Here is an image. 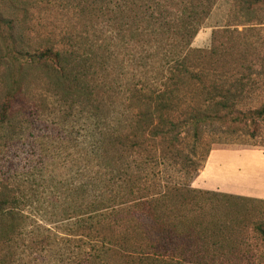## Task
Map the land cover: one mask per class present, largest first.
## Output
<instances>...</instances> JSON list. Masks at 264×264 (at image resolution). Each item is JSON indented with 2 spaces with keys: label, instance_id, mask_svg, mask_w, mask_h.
<instances>
[{
  "label": "trees",
  "instance_id": "16d2710c",
  "mask_svg": "<svg viewBox=\"0 0 264 264\" xmlns=\"http://www.w3.org/2000/svg\"><path fill=\"white\" fill-rule=\"evenodd\" d=\"M55 1L73 20L41 47L23 46L19 25L0 10L9 55L0 264H20L27 248L48 264H264V224L239 222L234 232L201 202L210 192L190 184L210 153L195 159L207 127L264 134V0H228L210 49L192 44L218 0ZM23 93L43 112L54 99L57 133L38 142L26 171L8 173L5 155L28 128L16 104ZM167 162L183 165L184 183L163 184ZM251 230L256 250L245 245Z\"/></svg>",
  "mask_w": 264,
  "mask_h": 264
},
{
  "label": "rangeland",
  "instance_id": "374dc122",
  "mask_svg": "<svg viewBox=\"0 0 264 264\" xmlns=\"http://www.w3.org/2000/svg\"><path fill=\"white\" fill-rule=\"evenodd\" d=\"M0 10L8 19H12L19 25L20 29L18 30L23 35L22 44L30 48L45 45L53 37L56 38V34L58 37L62 34L61 32L68 29V20H73L72 14L70 17L68 11L65 8H60L55 0H0ZM230 10V1L218 0L196 35L193 47L210 49L213 31L226 26ZM101 29L105 31L107 27L103 24ZM8 58L9 55L3 40L0 39V96L6 89L3 79ZM34 85L40 93H44V90L47 89L40 79L35 81ZM263 92L264 87L260 89V99L264 97ZM18 97L19 101L16 104L19 108L20 106L23 108L20 109L25 113L24 117L28 128L21 141L11 147L5 155L4 162L7 164L8 173L26 171L31 162L36 159L38 142L44 136L57 133L55 119H58V110H56L53 98L48 97V103L51 104L47 107L49 110L43 112L38 102L31 96L23 93ZM30 99L32 100L29 101ZM79 127L80 125L77 124L76 130ZM82 131L81 128L80 132ZM261 137L254 139L246 135H229L220 126L214 125L205 129L204 136L197 145L198 157H195L196 160H200L207 152L210 153L206 157L207 159L202 160L204 167L190 184L192 187L210 192L209 195L202 197L201 202L203 204L210 203L212 217L228 216L231 219L234 232H239L237 224L239 222L248 227L254 226L255 223L264 224V165L262 164L264 163V134ZM216 158L218 162H215ZM220 163L221 165L218 166ZM223 166L227 167V175L222 169L220 170ZM161 168L164 185L175 186L185 182L186 175L181 163L176 165L167 162ZM225 194L228 196H224ZM230 195L240 196L244 199ZM196 216L197 213H194L193 217ZM137 217L139 220H146L148 227H151V218L146 214L138 212ZM39 222L43 224L41 220ZM182 225L187 226L185 221H182ZM181 241L180 246L184 248L188 239L184 237ZM245 245L255 250L260 246L255 231L251 230L245 236ZM29 249L24 250L25 255L22 254L23 258H20V264H48L44 257H40L36 253L34 255L38 257L37 259L29 257L31 253Z\"/></svg>",
  "mask_w": 264,
  "mask_h": 264
},
{
  "label": "crops",
  "instance_id": "0c3cea01",
  "mask_svg": "<svg viewBox=\"0 0 264 264\" xmlns=\"http://www.w3.org/2000/svg\"><path fill=\"white\" fill-rule=\"evenodd\" d=\"M233 156H234V155H233ZM236 156L239 157L238 155H236ZM241 156H243V155H241ZM214 160H215V159H214ZM217 160H218V159L216 158V161H215V162H218ZM262 164L264 165V163H262ZM220 165H221V163L218 164V166H220ZM234 166H235V165H234ZM223 167L225 168V170H223V169H224ZM223 167H221L220 170L222 169V171H224V174L227 175V174H226V173H227V171H226V168H227V167H225V166H223ZM220 170H219V171H220Z\"/></svg>",
  "mask_w": 264,
  "mask_h": 264
}]
</instances>
